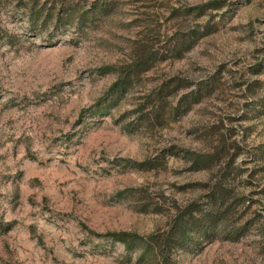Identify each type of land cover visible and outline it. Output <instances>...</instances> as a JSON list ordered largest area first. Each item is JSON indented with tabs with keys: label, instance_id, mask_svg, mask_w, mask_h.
<instances>
[{
	"label": "rangeland",
	"instance_id": "rangeland-1",
	"mask_svg": "<svg viewBox=\"0 0 264 264\" xmlns=\"http://www.w3.org/2000/svg\"><path fill=\"white\" fill-rule=\"evenodd\" d=\"M225 179L233 212L172 264H264V0H0V264H161L105 235Z\"/></svg>",
	"mask_w": 264,
	"mask_h": 264
},
{
	"label": "trees",
	"instance_id": "trees-1",
	"mask_svg": "<svg viewBox=\"0 0 264 264\" xmlns=\"http://www.w3.org/2000/svg\"><path fill=\"white\" fill-rule=\"evenodd\" d=\"M204 7L199 6L198 8L202 9ZM147 63L148 59L145 58L140 62L129 65L125 69H121L120 77L112 85L111 92L115 93L127 88L133 75L141 71V68ZM169 88L168 85L163 86L156 93L159 100L168 96L170 93ZM188 155L189 160L193 162L192 164L196 168H208L212 164L211 156L194 152H188ZM226 181V179L223 182L219 180L217 184L211 187L207 194V207H201L199 203L195 202L180 210L174 216L169 229L164 233L140 236L129 232H114L105 236H111L114 240L123 243L128 251L138 253L140 261L172 264L170 257L172 253L187 248L190 241L194 238L210 237L216 234L218 222L233 212L232 204H228L232 190L222 184ZM7 228H9V225Z\"/></svg>",
	"mask_w": 264,
	"mask_h": 264
}]
</instances>
